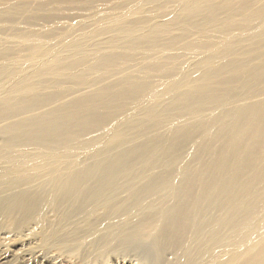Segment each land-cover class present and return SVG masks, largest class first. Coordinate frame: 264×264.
Segmentation results:
<instances>
[{
    "label": "bare ground",
    "instance_id": "6f19581e",
    "mask_svg": "<svg viewBox=\"0 0 264 264\" xmlns=\"http://www.w3.org/2000/svg\"><path fill=\"white\" fill-rule=\"evenodd\" d=\"M1 230L264 264V0H0Z\"/></svg>",
    "mask_w": 264,
    "mask_h": 264
},
{
    "label": "rangeland",
    "instance_id": "374dc122",
    "mask_svg": "<svg viewBox=\"0 0 264 264\" xmlns=\"http://www.w3.org/2000/svg\"><path fill=\"white\" fill-rule=\"evenodd\" d=\"M12 234V235H11ZM24 234H30L25 231ZM14 232L1 230L0 236H7L6 242H0V264H140L134 255H111L103 263H93L81 255L60 252L55 247L42 249L37 246L39 237L27 235L15 237ZM32 236V237H31ZM1 241V240H0ZM171 256V255H169ZM120 262V263H119Z\"/></svg>",
    "mask_w": 264,
    "mask_h": 264
}]
</instances>
